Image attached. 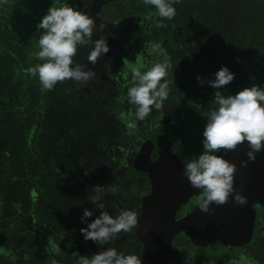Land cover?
<instances>
[{
	"label": "trees",
	"instance_id": "16d2710c",
	"mask_svg": "<svg viewBox=\"0 0 264 264\" xmlns=\"http://www.w3.org/2000/svg\"><path fill=\"white\" fill-rule=\"evenodd\" d=\"M65 3L95 19L93 40L105 39L110 50L93 66L87 60L93 45L78 47L74 65L87 64L96 72L95 80L79 88L66 81L45 92L26 69L41 63L31 55L39 50L43 30L37 32L38 22L50 6ZM173 6L174 19L160 20L143 0H7L0 4V239L11 251L10 257L5 255L6 264H15L18 253L27 264H76L72 252L90 257L108 247L125 254L139 249L142 258L144 249L154 246L158 261L173 264L174 259L178 263L173 241L183 231L191 243L210 245L195 238L191 226L190 231L185 225L175 228V235H162L155 227L152 238L137 230L143 208L164 205L159 192L162 197L172 192L158 190L157 184L154 190L161 172L153 158L176 155L179 161L174 165L183 172L181 162L204 150V114L216 107L212 102L216 92L227 96L253 84L264 87V0H181ZM100 24L104 29H99ZM152 44L165 50L171 65L169 96L162 110L137 121L136 133L127 135L125 121L134 119L135 113V106L127 102L131 69L144 71L151 62L165 60L149 55ZM221 66L235 73L230 84L218 90L198 82V75L215 79ZM186 128L193 137L199 133L197 153L186 148L192 140L184 139ZM160 135L165 142L154 141L161 140ZM153 144L157 149L150 162L146 154ZM244 149L238 146L217 155ZM176 183L180 197H186L179 207H191L188 213L175 215L174 225H182L197 205L186 204L192 194L188 195L187 187H179L178 178ZM97 184L116 189L114 193L106 190L101 201L110 215L127 209L139 216L136 230L121 233L103 246L86 241L80 232L103 211L88 200ZM85 208L93 216L82 221ZM162 217L170 222L167 213Z\"/></svg>",
	"mask_w": 264,
	"mask_h": 264
},
{
	"label": "clouds",
	"instance_id": "9594fccd",
	"mask_svg": "<svg viewBox=\"0 0 264 264\" xmlns=\"http://www.w3.org/2000/svg\"><path fill=\"white\" fill-rule=\"evenodd\" d=\"M7 0H0L6 4ZM152 6L160 20H173L176 16L175 4L181 0H143ZM159 26V25H158ZM99 29H104L100 24ZM42 31L38 38V51L34 56L41 63L30 66L26 71L38 78L42 91L54 90L58 83L72 81L78 88L86 87L96 78V72L87 64L74 65L78 47L93 45L87 55V60L95 66L99 59L106 55L110 48L105 39L93 40L96 30L95 19L87 12L78 10L69 3L62 6H50L46 14L37 24V32ZM149 55L164 56V62H151V66L141 71L132 68L131 86L127 88V102L135 106L134 119L125 121L126 134L134 135L137 131V121H144L149 115L163 108L168 99L167 80L171 65L167 62V53L157 44L148 47ZM215 79L204 80L199 75L200 84L207 83L215 89L230 84L235 73L227 66H221L214 74ZM216 107L209 108L204 114L207 123L203 129V151L193 156L185 165L183 174L194 189H199L195 204L204 213L212 214L211 205L222 206L230 197L240 206L247 204V197L235 187V163L217 153L235 151L238 146L247 142L246 155L254 161L256 154L264 151V87L253 84L239 90L235 95L215 94L212 101ZM106 190L114 193L115 188L93 186L92 194L88 196L91 204L103 209L100 215L80 229L84 239L92 240L98 245H106L118 238L121 233H131L139 226V216L136 211L122 209L116 215H110L105 203L101 202ZM93 216V211L85 208L81 217L86 221ZM145 232L148 226H145ZM76 258V264H143L142 258L136 254L118 252L108 247L92 254L90 257L77 251L71 254ZM43 264V263H40ZM52 264H56L55 261Z\"/></svg>",
	"mask_w": 264,
	"mask_h": 264
},
{
	"label": "water",
	"instance_id": "95a60500",
	"mask_svg": "<svg viewBox=\"0 0 264 264\" xmlns=\"http://www.w3.org/2000/svg\"><path fill=\"white\" fill-rule=\"evenodd\" d=\"M224 157L236 165L237 171L235 173L234 187L238 191H241L242 189L241 194L247 197V204L243 206L237 205L234 203L233 198L230 197L228 202L222 206H217L215 204L211 205V208L214 210L212 214L204 213L196 206L195 211L191 213L188 218L193 220L191 229L193 236L202 241L203 244H229L231 241L237 243L243 241L248 232L251 231V228L249 227L250 220L254 223L253 218L256 211L253 204L257 203L264 207V151L258 152L254 161L249 160V158L245 160L246 155L242 157L240 154H237L236 157L235 153H229ZM157 167L158 166L155 165L156 169H158ZM157 188L158 190H162L160 183ZM155 189L156 187H154V190ZM179 193L182 194L181 191H179ZM173 194L174 192L172 191L166 193L162 197V193L159 192V197L160 200L162 199L165 201V199L173 196ZM185 198L183 199L185 200ZM183 202L185 201H181L176 205H172V202H163L164 205H158L160 206L158 212L153 205H147L149 208L147 211L146 206L143 208V217L146 220L151 218L152 221L155 222L157 219L164 216L165 213L168 214L170 208L179 206ZM155 216H158V218ZM149 224L150 223L146 221L148 229ZM183 225L184 223H182L181 227ZM147 234H149L148 231ZM0 249L4 250V247L1 244ZM157 253L155 247H150V249L146 251L145 256L147 262H157Z\"/></svg>",
	"mask_w": 264,
	"mask_h": 264
},
{
	"label": "flooded vegetation",
	"instance_id": "af4514ba",
	"mask_svg": "<svg viewBox=\"0 0 264 264\" xmlns=\"http://www.w3.org/2000/svg\"><path fill=\"white\" fill-rule=\"evenodd\" d=\"M177 171L180 172V169L177 168ZM170 175L174 176V172L173 174L170 173ZM189 193L188 195H190ZM196 196L197 195H195V197H192L190 202V204L192 206L194 205V207L196 205L195 204V201L197 199ZM253 207L256 211V214L253 218L255 223V225H253V229H254L253 234L255 235V240L253 243L250 242L243 246H236L238 243L231 241L229 244L226 243L214 244V245L210 244L209 246L200 245V244L195 245L191 243V240L187 235L180 234L173 241L174 251L178 256V258H176L178 259V263H176L174 259L173 264H239L242 260H246L247 264H264V250L258 253L259 249L262 247L260 245L264 244V207L257 203L253 204ZM190 208L191 207L188 208L185 207V210H183L181 213L186 214L187 211H190L189 210ZM181 213L177 214V216L179 217ZM155 217L158 218V216ZM141 219H142L141 224H143V232L146 233L144 231L145 228L144 223H146V221H148L149 223L153 221L151 218L146 220L143 217H141ZM0 244L4 247V250L0 249V264H6L5 261L8 258H6L5 255L7 257H10L11 251L10 249L6 248L5 242L1 239H0ZM247 247H249L250 250H248ZM134 248H136V246H134ZM138 250L139 249H137L133 253L135 254L137 253V255L139 256L140 251ZM225 251H227L228 253L226 256H223L222 254ZM144 252L145 253L141 254L142 258L146 256L145 249ZM16 260L17 261L15 262V264H27L26 258L24 257L23 254L18 253L16 256ZM143 260H144L143 264H166L161 261L148 263L145 258ZM46 264H52V263L49 262Z\"/></svg>",
	"mask_w": 264,
	"mask_h": 264
},
{
	"label": "rangeland",
	"instance_id": "374dc122",
	"mask_svg": "<svg viewBox=\"0 0 264 264\" xmlns=\"http://www.w3.org/2000/svg\"><path fill=\"white\" fill-rule=\"evenodd\" d=\"M129 33H130V30L128 31ZM124 36H128L127 34H124ZM199 134V133H198ZM198 134H196V135H194V137L191 135V132H190V130L189 129H183V135H184V139H186V140H188L189 141V139H192L191 140V142L188 144V146H186V148L188 149V150H190L192 153H197L198 151H199V143L197 142V140H196V137H198L197 135ZM160 139L161 140H159L158 138H157V140H154V141H164L165 142V139H163V138H161V135H160ZM193 141V142H192ZM159 142H155V144L157 145ZM161 142V143H162ZM199 145H198V144ZM155 144H153L152 146H154ZM247 144V143H246ZM240 148H246V149H244L243 150V152L242 153H240L238 150L236 151V157H237V154H240L242 157H244L245 155H246V152L248 151V146L247 145H240ZM157 149V146H154V147H151V148H149V151H148V153L146 154V158H147V160H149L150 162H151V160H150V155L152 154V152L154 151V150H156ZM175 151V150H174ZM196 156H198L199 154H195ZM226 155H228V154H226ZM246 158H248V156L246 155V157H245V160H246ZM174 161H176V162H178L179 161V159H177V156L176 155H174V157L173 156H169L168 157V154H165L161 159H159V158H156V157H154L153 158V162L155 163V164H157L160 168H159V171L161 172V174H159L158 175V180H160V181H162V182H160V181H157L156 183H155V186L154 187H156V184H157V186L159 185V183H160V185H161V187L163 188V190H165L166 192H169V191H173L174 192V194H175V197L174 196H171V197H169L168 199H165V201H163L162 199V201L163 202H168V203H170V202H172V205L173 204H178L179 202H181V201H186V200H184L183 198H181L180 197V193H179V191L175 188L176 187V185H177V183H176V178H178V183L180 184L179 185V187L180 188H184V187H187L188 188V193L190 192L191 194H192V196H189V198L187 199V202H189V203H186V204H188V205H191L190 204V202H191V198L192 197H195V194L198 192V190L199 189H194V188H192L191 187V185L189 184V181H188V179H187V177H185V176H183L184 174H183V172H179V171H177V168L175 167V165H174ZM181 162V161H180ZM188 162V159L186 158L185 160H183L182 162H181V166H182V169H184V165L186 164ZM162 169V170H161ZM172 173L173 174V172H174V176H172V175H170V173ZM177 175H178V177H177ZM153 187V188H154ZM151 196H155V194H153V195H151ZM159 196V195H158ZM155 205H156V208H157V210H159L160 209V206H158L157 205V203H154ZM185 207L187 208L188 206H176V207H173V208H170L169 210H168V217H169V219H170V222L169 223H167V220L164 218V217H162L161 219H160V221L158 220L157 222H151L150 224H149V229H148V232H149V234H147V232H146V234L148 235V238H152L153 237V235H155V230H154V228L155 227H159L160 229H161V231H160V234H162V235H168L169 233L170 234H172V235H175V234H178V233H176V229H180V227H181V225H180V223H177L176 225H174V223H173V220L175 219V215L176 214H180L183 210H185ZM189 211H187L186 213H188ZM250 218H251V216H250ZM252 221L250 220V228H251V231L250 232H248V234L246 235V237H245V239L243 240V241H240L236 246H243V245H246V244H248V243H253L254 242V240H255V235L252 233V232H254V229H253V225H255V223H251ZM182 223H184V225L185 226H187L188 227V230H189V226H191V229H192V223H193V220H191L190 218H187V217H185V219L184 220H182ZM144 226H146V223H144ZM174 226H177V227H174ZM176 228V229H175ZM145 229V228H144ZM190 229V230H191ZM189 230V231H190ZM138 233H144L143 232V224H141V228H139L138 230H137V234ZM182 234L183 235H187V232H185V231H183L182 232ZM188 236V235H187ZM163 240H165V239H163ZM258 246V245H257ZM260 246H262L260 249H259V251H258V253L260 252V251H262V250H264V244L263 245H260ZM247 249L248 250H250V248L249 247H247ZM57 252V251H56ZM55 252V253H56ZM58 253V252H57ZM227 251H225V252H223V256H226L227 255ZM61 257H62V259H64V255L63 254H61ZM176 258H178V256L176 257ZM65 260V259H64ZM69 261V260H68ZM250 262V261H249ZM43 264H46L47 263V261H43L42 262ZM247 264V261L246 260H242L239 264Z\"/></svg>",
	"mask_w": 264,
	"mask_h": 264
}]
</instances>
